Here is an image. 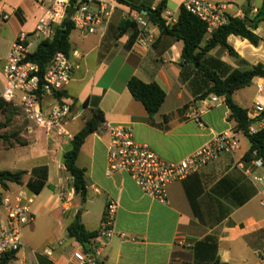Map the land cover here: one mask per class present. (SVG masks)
<instances>
[{"label": "crops", "instance_id": "0c3cea01", "mask_svg": "<svg viewBox=\"0 0 264 264\" xmlns=\"http://www.w3.org/2000/svg\"><path fill=\"white\" fill-rule=\"evenodd\" d=\"M125 1L127 4L117 2L102 34L81 39L74 29L70 35L73 73L65 95L74 100L72 114L78 117L68 129L75 136L95 110L104 116L103 127L87 137L77 159L87 182L84 204L71 191L72 178L64 167V154L70 150L72 141L57 137L47 142L38 140L30 130L31 123L23 116L28 135H33L37 143L38 147L34 148L39 149L33 152L32 160L39 163L17 171L47 166L49 187L35 195L32 205L35 219L24 229V247L18 259L31 264H69L71 253L77 247L75 240L68 238L69 224L82 208L81 222L86 230L98 232L106 205L112 199L118 203L116 232L124 233L126 238L116 235L100 264L195 263L193 248L209 235L217 237L221 264H260L257 254L264 248V206L261 205L264 190H260L253 178L263 176L264 169L244 162L250 144L242 132L234 130L235 123L229 120L230 111L223 97L208 110L202 108L201 102L193 105L188 81L182 79L188 69L181 65L183 42L163 35L144 16L146 13L131 8L132 5L155 9L162 0ZM209 1L228 4L230 15L248 11L250 7L260 8L263 2ZM182 2L168 0L165 11H170L178 20ZM41 14L42 9L32 0H0V25L11 31L8 40L0 41V93L5 87L4 66L12 44L21 33L34 31ZM139 14L148 24L146 30L152 39L149 47L137 43L140 28L133 18ZM254 17L249 15V21ZM128 20L136 25H126ZM254 32L262 39L258 46L234 35L228 37V44L239 58L230 56L221 47L211 50L210 55L240 71L264 65V21ZM193 71L192 67L187 70L191 74ZM133 77L156 83L165 92L166 99L157 114L149 115L129 92L127 85ZM255 82L253 92L250 86ZM261 83L264 85V78H255L249 87L236 90L234 102L247 111L257 102L264 107V88L261 92L257 89ZM51 101L46 98L44 106L47 108ZM196 114L200 115L203 126L194 120ZM260 122L264 121L254 122L253 126H259ZM109 124L130 127L138 144L149 146L170 163L181 161L205 146L215 134L227 131L237 134L240 151L224 154L185 180L170 184L167 202L160 203L143 194L128 174L106 176ZM28 161L29 156L18 157L19 164ZM10 184L13 183L8 184L7 191H17L10 189ZM60 193L64 194L63 199ZM69 195V203H64ZM65 205H68L66 212ZM45 248L53 250L52 258L42 255Z\"/></svg>", "mask_w": 264, "mask_h": 264}, {"label": "built area", "instance_id": "2783aa9c", "mask_svg": "<svg viewBox=\"0 0 264 264\" xmlns=\"http://www.w3.org/2000/svg\"><path fill=\"white\" fill-rule=\"evenodd\" d=\"M32 1L42 9V14L37 20L34 31L30 34L21 33L12 44L4 66L5 87L0 93V98L21 111L25 119L31 123L30 130L38 140L47 142L57 137L73 141L74 136L70 133L68 126L78 117L72 114L75 102L63 95L72 80L73 66L70 57L62 52L55 54L42 78L39 66L28 61V58L34 52L31 49L38 42L53 39L54 29L67 19L69 8H74L70 19L74 29L78 31L81 39H86L104 32L116 9L117 1L76 0L74 4H71L70 0ZM181 6L205 24L206 37L209 38L229 21V5L226 3L183 0ZM257 13L258 8L250 7L248 11L240 10L237 16L244 19L249 18V15L255 16ZM163 18L169 24L177 22L170 11H164ZM133 20L140 28L137 43L140 46L149 47L152 39L146 30L148 25L146 20L141 14ZM263 88L262 83L257 85L259 92L263 91ZM46 98L52 100L47 108L44 106ZM218 101V96L210 95L200 102L202 108L208 110ZM263 112V105L257 102L247 111V116L251 121L258 122ZM194 120L203 126L200 115L196 114ZM263 127L264 122H260L259 126L252 125L249 134H256ZM107 135L106 176L128 174L143 194L160 203L167 202V188L170 184L185 180L224 154H236L240 151L237 134L227 131L215 134L205 146L181 161L170 163L149 146L138 144L130 127L109 124ZM251 164L255 168H263L262 161L259 159L252 160ZM253 181L260 190H264V175L254 177ZM35 195L26 185H22L17 191H7L1 197L0 256L13 252L18 255L23 249L24 229L35 219L32 212ZM60 197L63 199L64 194L60 193ZM68 201H70V195L64 203L68 204ZM261 205L264 206V201ZM67 210L68 205L63 206V211ZM117 213L118 203L110 199L97 236L91 240L88 248H84L82 244L75 241L77 247L71 253L69 264H100V259L109 243L119 234L115 229ZM119 236L126 238L124 233H120ZM32 253L36 255L35 251ZM42 255L52 258L53 250L45 248ZM257 257L260 264H264V248L258 252ZM16 262L31 264L25 259H18Z\"/></svg>", "mask_w": 264, "mask_h": 264}, {"label": "trees", "instance_id": "16d2710c", "mask_svg": "<svg viewBox=\"0 0 264 264\" xmlns=\"http://www.w3.org/2000/svg\"><path fill=\"white\" fill-rule=\"evenodd\" d=\"M116 1L120 4H127L125 0ZM70 2L74 4L76 0H70ZM167 2L168 0H162L155 9L132 5L131 8L142 13L146 11L144 16L150 22L156 24L163 35L172 36L183 42L181 65L188 68L187 70L192 67L194 71L191 74L186 70L182 74V79L188 81V87L194 97L193 105L208 98L210 95L223 97L230 111L229 120L235 123L234 130L242 132L250 144V149L243 158L244 162L259 159L262 161L264 169V127L256 134L250 135L249 129L254 121L248 118L247 110L241 108L233 100V93L236 90L249 87L255 78H264V65L258 64L250 70L240 71L210 55L211 50L221 47L230 56L239 58L238 54L228 44L227 40L231 35L245 39L253 46L260 44L262 39L254 31L257 25L264 21V0L261 7L258 8V13L251 20L255 23L254 26L250 27L246 24L250 20L248 17L241 19L237 15H230L228 23L211 35L210 38L206 37L205 24L182 6L177 22L169 24L163 18ZM249 6L250 4H248ZM125 23L132 27L136 25L130 20ZM73 30V22L66 19L60 26L54 29L53 39L41 41L36 50L29 56L28 61L36 63L39 66L41 78L55 54L62 52L68 57L70 56V35ZM127 86L131 95L144 105L149 115L153 116L159 112L166 99V94L159 85L156 83H145L133 77L129 80ZM63 95L66 96L65 94ZM13 110V106L0 98V113H12ZM259 121H264V112ZM103 125V113L100 110H95L86 121L83 129L74 136L70 150L64 154V167L72 178V188L76 196L80 198L81 204H84L87 200V182L85 180V171L77 166V159L87 137L99 131ZM26 175H28L27 171H1L0 185L5 191L8 190L9 183L19 186L26 185L36 195H39L46 187H49L47 166L34 167L29 174L28 181L24 184L23 178ZM1 197L2 194H0V200ZM82 212L81 208L74 221L69 224L67 235L69 239L79 242L84 248H88L91 240L97 236L98 232L86 230L81 222ZM217 250V237L209 235L194 246L195 263L182 262L180 264H221ZM17 260L18 255L15 252L0 256V264H11Z\"/></svg>", "mask_w": 264, "mask_h": 264}, {"label": "rangeland", "instance_id": "374dc122", "mask_svg": "<svg viewBox=\"0 0 264 264\" xmlns=\"http://www.w3.org/2000/svg\"><path fill=\"white\" fill-rule=\"evenodd\" d=\"M258 1V0H257ZM252 3H254L252 1ZM11 35V31L8 28L0 25V41H6ZM33 47L31 50H35ZM254 88L253 92L256 90V82L250 86ZM14 108L12 113L3 114L0 113V172L1 171H17L21 168L30 167L37 165V160H32L33 152H38L37 143L32 138V136L27 133V123L23 119V115L19 110ZM40 147V146H39ZM35 149V150H34ZM41 151V150H40ZM29 156L27 164H19L18 157ZM40 158V157H39ZM41 163V162H40ZM33 168L28 170V175L23 178L24 184L28 181ZM10 189L18 190L19 186L17 184H10ZM0 194H5V190L0 185ZM41 241V240H39ZM38 241V242H39ZM43 248V247H42ZM11 264H18L17 262H12Z\"/></svg>", "mask_w": 264, "mask_h": 264}, {"label": "water", "instance_id": "95a60500", "mask_svg": "<svg viewBox=\"0 0 264 264\" xmlns=\"http://www.w3.org/2000/svg\"><path fill=\"white\" fill-rule=\"evenodd\" d=\"M73 13H74V8H69L68 16H67V20H70V19H71ZM144 13H146V11H144ZM246 24H247L248 26H250V25H252V24H254V23H253V22H250V21L248 20V21L246 22Z\"/></svg>", "mask_w": 264, "mask_h": 264}]
</instances>
